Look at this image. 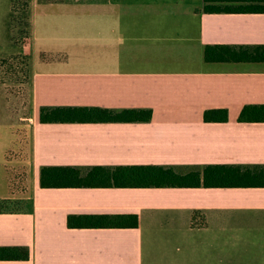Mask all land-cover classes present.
Returning a JSON list of instances; mask_svg holds the SVG:
<instances>
[{"label": "crops", "instance_id": "0c3cea01", "mask_svg": "<svg viewBox=\"0 0 264 264\" xmlns=\"http://www.w3.org/2000/svg\"><path fill=\"white\" fill-rule=\"evenodd\" d=\"M12 1L0 0V62L16 50ZM84 7L32 0L26 98L14 106L0 81V202L23 205L0 211V246L30 250L0 264H264V187L40 186L45 166L264 165V122L239 121L244 106L264 104V62L204 58L208 45H264V12H205L204 0ZM80 106L153 113L41 122L43 107ZM211 109L228 121L207 122ZM71 215H137L139 225L70 228Z\"/></svg>", "mask_w": 264, "mask_h": 264}, {"label": "trees", "instance_id": "16d2710c", "mask_svg": "<svg viewBox=\"0 0 264 264\" xmlns=\"http://www.w3.org/2000/svg\"><path fill=\"white\" fill-rule=\"evenodd\" d=\"M205 12H264V0H204ZM240 3L239 6L220 5ZM207 62H264V45H208L204 50ZM151 109L115 111L102 107H43L40 119L53 122H147ZM227 109L205 112L207 122H226ZM240 122H264V104L246 105L240 112ZM43 188H151V187H264V165L210 164L186 174L163 165L93 166L86 170L73 166H45L40 170ZM137 215H71L70 228L137 227ZM30 250L24 246H0V260H26Z\"/></svg>", "mask_w": 264, "mask_h": 264}, {"label": "rangeland", "instance_id": "374dc122", "mask_svg": "<svg viewBox=\"0 0 264 264\" xmlns=\"http://www.w3.org/2000/svg\"><path fill=\"white\" fill-rule=\"evenodd\" d=\"M32 0H13V20L7 35L12 34L13 55L0 62V81L4 83L8 89L9 96L12 99V104L16 103V99L23 101L26 98L25 84L28 78L29 61L26 52L23 48L29 44L32 26V11L30 2ZM35 1V0H34ZM39 2H72L84 5V12H99L98 3L100 0H38ZM89 8V9H88ZM81 11V12H82ZM12 13V10H11ZM3 26V25H2ZM5 28V29H7ZM3 31V29H2ZM1 35L0 37H2ZM11 48V47H10ZM9 48V49H10ZM12 49V48H11ZM15 106V105H14ZM18 108V107H17ZM23 205L19 202H0V211L20 210Z\"/></svg>", "mask_w": 264, "mask_h": 264}]
</instances>
